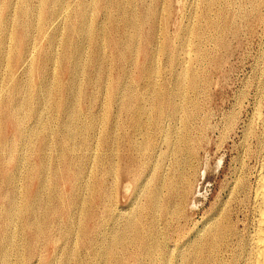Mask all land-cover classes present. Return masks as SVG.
<instances>
[{"label":"rangeland","instance_id":"rangeland-1","mask_svg":"<svg viewBox=\"0 0 264 264\" xmlns=\"http://www.w3.org/2000/svg\"><path fill=\"white\" fill-rule=\"evenodd\" d=\"M104 1L0 0V264H156L159 238L172 253L178 225L182 241L202 237L221 210L245 220L238 188L254 185L264 144V0L122 2L149 15L139 30ZM127 31L137 34L131 44ZM20 57L26 64L15 65ZM8 99L26 103L12 113L22 134L4 121ZM8 188L18 213L5 226ZM30 217L45 222L38 236Z\"/></svg>","mask_w":264,"mask_h":264},{"label":"bare ground","instance_id":"bare-ground-1","mask_svg":"<svg viewBox=\"0 0 264 264\" xmlns=\"http://www.w3.org/2000/svg\"><path fill=\"white\" fill-rule=\"evenodd\" d=\"M124 1H127V0H105L104 2H109L112 6L113 9H115L117 12L120 13V17L123 19L124 23H125V26H127L128 29L131 30L130 27L132 28H137L136 30H139L140 26L142 25V23L146 22V20L148 19V16L149 15H145V16H142V18L139 17V15H137L136 13H134L133 11L130 10V8L126 7L125 4H123L122 2ZM235 1V0H234ZM233 1V3H234ZM244 1V0H242ZM255 1V0H254ZM240 2V1H239ZM238 2V3H239ZM248 2V1H247ZM261 2V1H260ZM228 3V2H227ZM109 4V5H110ZM230 4V3H229ZM236 4V3H235ZM263 4V3H262ZM125 5V6H124ZM166 5V4H164ZM249 5V4H248ZM261 5V4H260ZM259 5V6H260ZM237 6V5H236ZM247 6V5H245ZM251 6V5H250ZM254 6V5H253ZM252 6V7H253ZM208 7V6H207ZM111 8V7H110ZM111 8V10H112ZM167 8V7H165ZM227 8V7H226ZM238 8V7H236ZM251 8V7H250ZM151 9V8H149ZM148 9V10H149ZM209 9V8H207ZM234 9V8H233ZM239 9V8H238ZM168 10V9H167ZM178 10V9H177ZM186 10V9H185ZM232 10V9H231ZM230 10V11H231ZM256 10V9H255ZM257 11V10H256ZM111 12V11H110ZM113 12V11H112ZM184 12V11H183ZM209 12V11H208ZM242 12V11H241ZM245 12V11H244ZM149 13V11H148ZM158 13V12H157ZM166 13V12H164ZM163 13V14H164ZM249 13V12H248ZM253 13V12H252ZM160 13V15H163ZM182 14V13H181ZM227 14V13H226ZM233 14V13H232ZM241 14V13H240ZM250 14V13H249ZM119 15V14H118ZM166 15V14H165ZM164 15V16H165ZM211 15V14H210ZM220 15H221V19L223 21V18L225 17V9H222L220 10ZM185 16V15H184ZM229 16V15H228ZM248 16V15H247ZM264 16V15H263ZM163 17V16H162ZM167 18V16H165ZM234 17V16H233ZM164 18V17H163ZM162 18V19H163ZM182 17H180V20H181ZM214 18V16H213ZM237 18V17H236ZM218 18L216 19H209L207 22H208V26L209 27H214L218 24ZM229 19V18H228ZM239 19V18H238ZM247 19V18H246ZM161 20V19H159ZM163 21V20H162ZM226 21V20H225ZM262 21V19H261ZM224 22V21H223ZM228 22V21H227ZM234 22H236L234 20ZM169 23V22H168ZM181 23V21H180ZM238 23V22H237ZM236 23V24H237ZM242 23V22H241ZM164 24H165V21H164ZM235 24V25H236ZM240 25V24H239ZM243 25V24H242ZM28 26V25H27ZM180 26V25H179ZM234 26V25H233ZM167 27V26H166ZM165 27V28H166ZM246 27V26H245ZM72 29H75L76 27L74 26H71ZM126 28V27H125ZM160 28V27H159ZM221 28V27H220ZM223 28V26H222ZM242 28V27H240ZM127 29V30H128ZM161 29V28H160ZM208 29V28H207ZM219 29V28H218ZM217 29V30H218ZM244 29V28H243ZM78 31H83L84 30V26L83 25H79V27L77 28ZM134 30V29H133ZM154 30V29H153ZM158 30V29H157ZM162 30V29H161ZM160 30V31H161ZM221 30V29H220ZM247 30V29H246ZM219 31V30H218ZM227 31V30H226ZM191 32V31H190ZM222 32V31H221ZM236 32V31H235ZM240 32V31H239ZM238 32V33H239ZM219 33V32H218ZM229 33H230V29H229ZM245 33V32H244ZM158 34V33H157ZM188 34V33H187ZM220 34V33H219ZM234 35V34H233ZM242 35V33H241ZM26 36H27V33L25 32V35H24V39H26ZM137 36V34H133V33H129L127 31V37L130 39V41L128 42L129 44H131L135 39V37ZM157 36V35H156ZM217 36V35H216ZM215 36V37H216ZM236 36V35H235ZM251 36V35H250ZM153 35L151 34V37L152 38ZM214 37V38H215ZM240 37V36H239ZM245 37V36H244ZM248 37V36H247ZM264 37V36H263ZM221 39V37H220ZM244 39V38H243ZM235 40V39H234ZM136 41V40H135ZM222 41V40H221ZM223 42H225L223 40ZM222 42V43H223ZM230 42V41H229ZM112 43H116V41H113ZM217 43V42H216ZM219 46V44H218ZM221 47V46H220ZM72 53V52H71ZM3 54V49L0 47V55ZM74 54H75V50H74ZM219 54V53H218ZM208 55V54H207ZM216 56V55H215ZM118 57H120L121 60H125L126 59V54H125V51H121L120 55H118ZM217 57V56H216ZM262 57V56H261ZM1 60H4L1 56H0ZM75 58V57H74ZM208 58V57H207ZM260 58V57H259ZM48 59V58H47ZM46 59V63L48 64V60ZM77 59V58H75ZM0 60V61H1ZM30 60V59H28ZM52 59L50 58V61ZM211 60V59H209ZM261 61V60H260ZM15 65L17 63H19V66L23 65L25 62H26V59L25 57H20V58H16L15 59ZM29 62V61H28ZM262 62V61H261ZM264 62V61H263ZM26 64V63H25ZM46 64V66H47ZM74 67H76V70L77 68L79 67V64H78V60L74 62V64H70ZM260 66V65H259ZM263 66V65H262ZM218 67V66H217ZM149 68V67H148ZM150 70V69H149ZM152 70V69H151ZM263 70V69H262ZM260 71V70H259ZM184 79V78H183ZM186 80V79H185ZM182 79H179L178 80V83H176L177 85V90L176 92L180 93L181 91H183V87L181 88V85H182ZM188 81V80H187ZM264 81V79H263ZM185 83H183L184 85ZM182 85V86H183ZM193 86H196V79L195 77H193V83H192ZM149 86V85H148ZM73 87V85H68L65 89H69ZM44 88H46V92H44L42 90L41 94L42 95H45L48 91H49V84L46 85ZM148 88V87H147ZM194 88H197V87H194ZM52 89V88H51ZM151 90V88H149ZM148 89V90H149ZM154 89V88H153ZM182 89V90H180ZM261 89V88H260ZM21 90H17V92H20ZM263 91V90H262ZM164 92V91H163ZM169 92V91H168ZM173 93H175L174 91H172ZM156 93V92H155ZM149 94H151L149 92ZM171 94V93H170ZM184 94V93H182ZM177 95V93H176ZM175 95V96H176ZM181 95V94H180ZM263 95V94H261ZM159 96V95H158ZM157 96V97H158ZM165 96L166 95H160V97H158V100L160 102L161 105L159 106H162V103H163V100L165 99ZM156 97V96H155ZM170 97H172L170 95ZM177 97V96H176ZM179 97V95H178ZM184 97V96H183ZM181 98V96L179 97ZM178 98V99H179ZM157 100V99H156ZM10 99H8L7 102H9ZM5 103L4 106H2V111L5 115L4 117V121L7 123H10L13 127H14V130H17V132L19 134H22V124H21V120L22 119H19V121L12 115V113L14 111H20L22 108H25L24 105H26V103L23 105V103L21 102H17V101H10L9 104L8 103ZM157 102V101H156ZM158 102V103H159ZM178 104V103H177ZM175 105V104H174ZM142 107V106H140ZM177 107H180V106H177ZM160 108V107H159ZM141 108H139L140 110ZM174 109L176 110V107L174 106ZM178 109V108H177ZM142 110V109H141ZM143 111V110H142ZM162 111V110H161ZM160 111V112H161ZM177 111V110H176ZM175 111V112H176ZM193 111V110H192ZM141 112V111H140ZM178 113V112H177ZM168 114V113H167ZM8 115H10V118L8 117ZM171 115V114H170ZM169 116V114H168ZM176 116V115H175ZM174 117V116H173ZM196 117V116H195ZM194 118V117H193ZM24 120V119H23ZM189 120V119H188ZM26 121V120H25ZM137 122V121H136ZM190 123V122H189ZM157 124V123H156ZM139 125V124H138ZM154 125V124H153ZM49 134V133H48ZM263 134V133H262ZM74 135V133L72 131H69V135L68 137H72ZM0 136H2L0 134ZM261 136V135H259ZM258 136V137H259ZM67 137V138H68ZM1 139L4 140L3 136L0 137ZM25 138H26V135H25ZM51 138V137H50ZM49 138V140H50ZM66 138V140H67ZM69 138V139H70ZM75 140V136L73 137ZM78 137H76L77 139ZM189 138V137H188ZM48 139V138H47ZM68 139V140H69ZM87 139V138H86ZM26 140V139H25ZM67 140V141H68ZM78 141V140H77ZM190 141V140H189ZM72 142V141H71ZM182 142V140H181ZM258 142V141H257ZM261 142V141H260ZM194 143V141H193ZM264 143V142H263ZM262 143V144H263ZM25 144V143H24ZM70 144V143H69ZM181 144V143H180ZM200 144V143H199ZM261 144V143H260ZM261 144V145H262ZM48 144H44L42 146V149L40 150V154H43V151L45 150V147H47ZM78 145V144H77ZM81 146V144H80ZM188 146V145H187ZM258 147V146H256ZM49 148V147H48ZM182 148V147H181ZM78 149V148H77ZM257 149V148H256ZM187 150V149H186ZM190 150V149H189ZM196 150V149H195ZM185 151V149H184ZM183 151V152H184ZM181 152V151H180ZM182 153V152H181ZM188 153H190L188 151ZM192 153V152H191ZM261 153V152H260ZM193 154V153H192ZM191 154V155H192ZM44 155V154H43ZM184 155V154H183ZM190 155V154H189ZM188 155V156H189ZM78 156V155H77ZM197 156V155H196ZM262 158H261V163L260 164V167H257L259 168V171H258V174H257V177L255 178V183L253 186H250L248 183H247V180H242L241 183L239 184V193H240V198L237 200L239 202V204L241 206L244 207V209H246L247 213H246V217H245V220H242V223L241 221H237L233 218V215L232 213L230 212V209H225L223 212L220 211V215L219 217L217 216L216 220L214 222H212L209 227L207 228V230L205 231L204 235L201 237V235H199L200 237L196 238V239H193L191 237H188V238H185L183 239L182 241L180 240L181 239V230H180V226L178 225L175 229V232L177 233V243L176 245L174 246L173 248V252H169V249H167L168 246H166V244L164 243V241L162 240V238L158 240V244L156 246V250H158V253H157V257H156V264H264V144H263V152H262ZM186 157V156H185ZM190 157V156H189ZM188 158H185V159H189ZM192 157V156H191ZM193 158V157H192ZM260 158V157H259ZM43 159H45V155L44 157L41 159V164H40V174L41 176L40 177V182L44 181L42 179V176H43V171L44 169L46 168L45 165H44V161ZM149 159V158H148ZM191 159V158H190ZM187 161V160H186ZM143 162V161H142ZM141 162V163H142ZM144 162H147V161H144ZM69 163V162H68ZM186 163V162H185ZM149 164V163H148ZM188 165V163H186ZM48 166V165H47ZM58 166V165H57ZM70 166V165H69ZM69 166H66V170L65 171H69ZM149 166V165H148ZM189 166V165H188ZM60 167V166H59ZM48 168V167H47ZM58 168V167H57ZM47 171V170H45ZM51 171V170H50ZM49 172V171H48ZM64 172V171H63ZM46 174V173H45ZM69 174V173H68ZM248 174V173H247ZM150 175V174H149ZM244 175V174H243ZM256 176V174H255ZM243 177V176H241ZM246 177V176H245ZM244 177V178H245ZM251 177V176H250ZM155 178V177H154ZM240 178V176H239ZM237 178V179H239ZM236 179V180H237ZM241 179V178H240ZM42 180V181H41ZM101 183V182H100ZM99 183V184H100ZM43 184V182H42ZM161 184V183H160ZM45 185V184H44ZM42 185V186H44ZM104 187V186H103ZM112 187V186H111ZM236 187V186H235ZM173 188V187H172ZM102 189V186L101 188ZM113 189H116V188H113ZM160 189V188H159ZM158 189V190H159ZM43 190V189H42ZM41 190V191H42ZM117 190V189H116ZM237 190V191H238ZM12 190L10 188H8L7 190V196L8 198H10V202L9 204L5 207V210H6V220L8 221L5 226L8 225V223L10 221H12L13 217L16 215L17 210L16 212H14V207L16 206V203H15V200H16V197H14V195H10V192ZM40 191V190H39ZM100 191V190H99ZM97 191V192H99ZM236 191V192H237ZM43 192V191H42ZM157 192V191H156ZM182 192V190H181ZM184 192V191H183ZM159 193V192H158ZM234 193V192H233ZM112 193H110L111 195ZM116 194V193H113V195ZM39 195V194H38ZM106 195V193H105ZM110 195H109V198H110ZM152 195V194H151ZM178 196L180 194H177ZM185 195V194H184ZM107 196V195H106ZM158 196V195H157ZM101 197V194H98L97 195L95 194V199L96 198H100ZM152 197V196H151ZM105 198V197H104ZM108 198V200H109ZM113 198V197H112ZM118 198V196H117ZM180 198V197H179ZM37 201V200H36ZM110 201V200H109ZM154 201V200H153ZM156 201V200H155ZM186 201V200H185ZM112 202V201H111ZM226 202V201H225ZM32 202L28 203V207L27 209H29L30 207V204ZM231 205H233L232 202H230ZM34 204V203H33ZM42 204V203H41ZM179 204V203H178ZM223 204V203H222ZM229 204V203H228ZM181 205V204H180ZM179 205V206H180ZM41 206V205H40ZM154 210L156 209V207L158 206V202H153L152 204ZM177 206V207H179ZM224 206V204H223ZM112 207V206H111ZM230 207V206H229ZM34 208V207H33ZM226 208V207H225ZM181 209V208H180ZM220 210V209H219ZM232 210V209H231ZM235 210V209H234ZM171 211V210H170ZM179 211V210H178ZM183 211H184V208H183ZM182 211V212H183ZM217 211V210H216ZM237 211V210H236ZM112 212V211H111ZM180 212V211H179ZM215 212V211H214ZM219 212V211H218ZM238 212V211H237ZM25 213V212H24ZM37 213V212H36ZM175 213V212H174ZM241 213V212H240ZM243 213V212H242ZM20 214V213H19ZM157 214V213H155ZM181 214V213H180ZM48 215V214H47ZM85 215V214H84ZM216 215V214H215ZM19 216V215H18ZM36 216V215H35ZM54 216V215H53ZM172 216V215H171ZM185 216V215H184ZM244 216V215H243ZM16 217V216H15ZM39 217V216H38ZM38 217H34V221L32 222L31 220L33 219V217H30V219L28 220V224L29 223H33L35 224V226L37 227V231H38V234L37 236L40 234L39 232H43V229H44V220L42 219H39ZM135 217V216H134ZM174 217V215H173ZM212 218V216H210ZM215 217V216H213ZM45 218H47V216L45 215ZM102 218V217H101ZM185 218H187L185 216ZM209 218V217H208ZM156 219V218H154ZM160 219V218H159ZM171 219V218H170ZM176 219V218H175ZM210 219V218H209ZM86 220V218L84 219ZM46 221V220H45ZM48 221V220H47ZM53 221V220H52ZM153 221V220H152ZM211 221V220H210ZM213 221V220H212ZM170 222V221H169ZM185 222V221H184ZM21 223V221H20ZM23 223V222H22ZM98 223V222H97ZM166 223V222H165ZM210 223V222H209ZM243 225V228H241V224ZM51 224V223H50ZM130 224H133V223H130ZM130 224L128 225V227H131ZM178 224V223H177ZM187 223H185L186 225ZM15 225V224H14ZM134 225V224H133ZM132 225V226H133ZM170 225V224H169ZM168 225V226H169ZM48 226V225H47ZM174 226V225H173ZM12 227H15V226H12ZM21 227V226H20ZM127 227V228H128ZM171 227V226H170ZM169 227V228H170ZM182 227V226H181ZM206 227V226H205ZM136 228V227H135ZM155 228V227H154ZM184 228V227H182ZM7 229V228H6ZM72 229V227L70 228ZM85 229V228H84ZM133 229V228H132ZM150 229V228H149ZM168 229V228H167ZM172 229V228H170ZM190 229V228H189ZM203 229V228H202ZM51 230V229H50ZM130 230V229H129ZM169 230V229H168ZM200 230V229H199ZM198 230V231H199ZM170 231V230H169ZM168 231V232H169ZM186 231V230H185ZM184 231V232H185ZM195 231V230H194ZM204 231V230H203ZM86 232V231H85ZM128 231L126 230L125 231V234L123 236H120L118 239H116L115 241H113L110 245V248H109V257H111V262H113V255L115 254V252L113 251L115 248H117V246H122L123 248L125 247V244H126V235ZM130 232V231H129ZM158 232V231H157ZM197 232V231H196ZM195 232V233H196ZM200 232V231H199ZM22 233V232H21ZM144 233V232H143ZM146 233V232H145ZM24 234V233H23ZM130 234V233H129ZM135 234V233H134ZM159 234V233H158ZM166 234V233H164ZM170 234V233H169ZM187 234V233H186ZM190 234V233H188ZM146 235V234H145ZM176 235V234H175ZM196 235V234H195ZM6 233L4 232L3 235H1L0 237V240H1V243H0V257L1 259H7L6 258V255H7V250L5 249L4 247V243H5V239H6ZM153 236V235H152ZM164 235H162L161 237H163ZM184 236V235H183ZM197 236V235H196ZM11 237V236H10ZM130 237V236H129ZM139 237V236H138ZM157 237V236H156ZM170 237V236H169ZM172 237V236H171ZM175 237V236H174ZM186 237V236H185ZM37 238V237H36ZM131 238V237H130ZM173 238V237H172ZM129 239V238H128ZM132 239V238H131ZM169 239V238H168ZM12 240V238H11ZM144 240V239H143ZM149 240V239H148ZM170 240V239H169ZM175 241V240H174ZM11 242V241H10ZM155 242V241H154ZM169 242V241H168ZM37 243V242H36ZM156 244V243H155ZM168 244V243H167ZM10 245V244H9ZM174 245V244H173ZM38 246V245H37ZM40 246V245H39ZM109 246V245H108ZM127 246V244H126ZM11 248V246H10ZM27 248V247H26ZM101 248V246H100ZM169 248V247H168ZM172 248V247H170ZM41 249V248H40ZM119 249V248H118ZM144 249L145 253L147 255H145L146 257L149 256V258H152V256H155L156 254L153 252L154 250V246L151 242L149 241H145L144 240V243L141 244L140 246V249L139 250H142ZM9 250V249H8ZM19 250V248H18ZM14 251V250H13ZM107 251V250H106ZM16 252V251H15ZM19 252V251H17ZM141 252V251H140ZM20 253V252H19ZM56 253V252H55ZM114 253V254H113ZM10 254V252H9ZM8 254V256H9ZM18 254V253H17ZM63 254V253H62ZM119 254V253H118ZM155 254V255H153ZM58 255V253H57ZM7 256V257H8ZM11 256V255H10ZM115 257V256H114ZM70 258V257H68ZM117 258V256H116ZM3 260V262L5 261ZM8 260V259H7ZM54 260V259H53ZM154 261H155V258H154ZM6 262V261H5ZM72 262V261H71ZM126 262V261H125ZM152 262V261H151ZM70 263V262H69ZM6 264V263H5ZM68 264V261L67 263ZM122 264L123 261H122Z\"/></svg>","mask_w":264,"mask_h":264}]
</instances>
